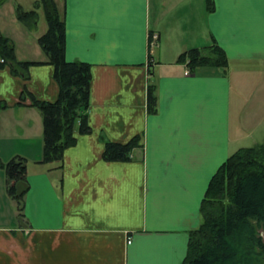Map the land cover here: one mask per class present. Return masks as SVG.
Segmentation results:
<instances>
[{"label":"crops","instance_id":"0c3cea01","mask_svg":"<svg viewBox=\"0 0 264 264\" xmlns=\"http://www.w3.org/2000/svg\"><path fill=\"white\" fill-rule=\"evenodd\" d=\"M55 2L65 58L90 64L91 131L75 132L61 166L39 162L41 115L20 94L25 86L53 101V68L31 65L24 80L0 64V264H182L210 178L238 148L239 129L248 137L263 125L264 0H212L211 9L206 0ZM20 26L0 33L18 60H42L40 47L19 54L17 40L29 46ZM214 44L226 68L177 60ZM149 84L154 113L146 109ZM134 135L140 146L131 160L102 158V137ZM16 155L26 159L21 210L4 169Z\"/></svg>","mask_w":264,"mask_h":264},{"label":"trees","instance_id":"16d2710c","mask_svg":"<svg viewBox=\"0 0 264 264\" xmlns=\"http://www.w3.org/2000/svg\"><path fill=\"white\" fill-rule=\"evenodd\" d=\"M209 9L212 0H206ZM46 30L37 42L43 59L18 60L12 41L0 33V57L13 75L29 78L31 65L49 64L58 92L53 101L38 99L24 86L20 99L28 97L42 119L43 148L39 162H58L63 152L76 142L75 132L91 131L86 109L89 106L90 64L65 58V24L55 0H37ZM17 18L24 23L38 20L37 9L17 7ZM207 53L199 48L182 52L178 62L187 61L190 68L200 65H217L226 68L227 58L218 45H209ZM1 64V63H0ZM5 103L0 102V108ZM157 107L155 87L147 86L146 109L154 113ZM105 161H129L132 151L140 146V136L126 142L102 137ZM7 192L22 209L27 189L26 159L16 155L5 164ZM201 221L189 232L186 255L182 264H264V144L241 147L232 152L210 178L200 204ZM21 215V212H20Z\"/></svg>","mask_w":264,"mask_h":264},{"label":"rangeland","instance_id":"374dc122","mask_svg":"<svg viewBox=\"0 0 264 264\" xmlns=\"http://www.w3.org/2000/svg\"><path fill=\"white\" fill-rule=\"evenodd\" d=\"M33 2H34L33 0H0V27L2 28V30L8 33L14 32L15 34L16 33L15 27H21L20 26L21 22L17 18V12H16L17 7H18L17 3H20V4L22 3L25 6L24 8L37 9V7H35L34 5L35 3ZM13 3H14V7H13ZM38 12H39L38 14L39 17L35 24V28L33 27L32 20H30L29 23H25L26 28H27V30L25 31L26 32L29 31L27 32L28 33L27 42L29 43V46H21V42H19L18 40L16 41L17 43L15 47L19 48L20 50L19 54L21 53L23 54L25 51H27V47H28V50L31 52H32V49H34L35 47H38V48L40 47L39 44L37 43V39L46 30V22H45L43 12L41 13L39 10ZM16 18L18 19V21L16 20ZM25 53L22 56H25ZM36 56H43V53H40V55H36ZM246 128L247 127H242L239 129L243 133L240 132L237 136L238 138V142H237L238 148L237 149L241 147L253 146L256 144H264V120H263V125L257 126L254 134L248 137L244 135L245 134L244 130ZM263 234L264 232H262V239H264Z\"/></svg>","mask_w":264,"mask_h":264},{"label":"water","instance_id":"95a60500","mask_svg":"<svg viewBox=\"0 0 264 264\" xmlns=\"http://www.w3.org/2000/svg\"><path fill=\"white\" fill-rule=\"evenodd\" d=\"M263 237H264V234H263Z\"/></svg>","mask_w":264,"mask_h":264},{"label":"built area","instance_id":"2783aa9c","mask_svg":"<svg viewBox=\"0 0 264 264\" xmlns=\"http://www.w3.org/2000/svg\"><path fill=\"white\" fill-rule=\"evenodd\" d=\"M1 61H2V59H1Z\"/></svg>","mask_w":264,"mask_h":264},{"label":"flooded vegetation","instance_id":"af4514ba","mask_svg":"<svg viewBox=\"0 0 264 264\" xmlns=\"http://www.w3.org/2000/svg\"><path fill=\"white\" fill-rule=\"evenodd\" d=\"M263 241H264V239H263Z\"/></svg>","mask_w":264,"mask_h":264}]
</instances>
